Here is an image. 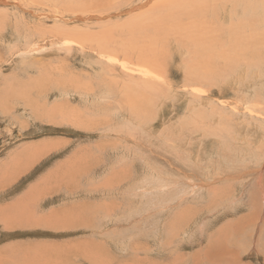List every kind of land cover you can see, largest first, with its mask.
<instances>
[{
    "label": "rangeland",
    "instance_id": "rangeland-1",
    "mask_svg": "<svg viewBox=\"0 0 264 264\" xmlns=\"http://www.w3.org/2000/svg\"><path fill=\"white\" fill-rule=\"evenodd\" d=\"M263 162L264 0H0V264H264Z\"/></svg>",
    "mask_w": 264,
    "mask_h": 264
},
{
    "label": "bare ground",
    "instance_id": "bare-ground-1",
    "mask_svg": "<svg viewBox=\"0 0 264 264\" xmlns=\"http://www.w3.org/2000/svg\"><path fill=\"white\" fill-rule=\"evenodd\" d=\"M256 2V1H255ZM27 42V41H26ZM29 42V41H28ZM102 51V50H101ZM109 51V50H108ZM85 78V77H84ZM79 87V86H78ZM85 90V89H84ZM90 97V96H89ZM176 148V147H175ZM188 152V151H187ZM137 153V152H136ZM169 154V153H168ZM250 154H253L252 152H250ZM173 155V154H172ZM263 157V156H262ZM171 158V157H170ZM173 159V158H172ZM178 159V158H177ZM175 160V159H174ZM173 160V161H174ZM175 161H177V160H175ZM179 161H180V159H179ZM172 163V162H171ZM261 163V162H260ZM259 163V164H260ZM264 163V162H263ZM173 164V163H172ZM175 165V164H174ZM255 165V164H254ZM187 169H188V172H185V171H183L184 173H186V175H188L189 176V181L187 182V186H191V187H193L195 184H194V182L196 181L197 183H200V182H207V184H208V182H214V181H216L217 179L214 177V176H212V174H210V173H205V177L204 176H202V175H199V176H194L193 175V170L190 168V167H186ZM264 168V165H262L261 167H258L257 166V168L255 167V169L251 172V171H249V173L251 174V173H253V172H257L258 170L260 171V170H262ZM169 169V168H168ZM182 169L183 168H180V167H175V171H177V172H181V173H183L182 172ZM195 173V172H194ZM248 173V172H247ZM165 176V175H164ZM179 179V178H178ZM183 179V178H182ZM216 179V180H215ZM221 179V178H220ZM185 180V179H184ZM261 180H262V178H258V181H260L261 182ZM186 181V180H185ZM198 185V184H197ZM263 189V188H262ZM223 195H225V193L223 194ZM178 201L179 200H176V203H178ZM224 203V202H223ZM5 205V204H4ZM11 205V204H10ZM175 205V204H174ZM222 205V204H221ZM167 206V205H166ZM171 208L173 209L174 208V206H173V203L171 204ZM171 209V210H172ZM168 211H169V209H167ZM163 212V211H162ZM163 215H165V214H163ZM20 216V215H19ZM188 218V217H187ZM181 225V224H180ZM187 226H188V224H187ZM165 227V226H164ZM179 227V226H178ZM184 227V226H183ZM164 229V228H163ZM162 229V230H163ZM174 229V228H173ZM175 229H177V228H175ZM179 229V228H178ZM184 229V228H183ZM162 230H161V228H160V226H159V228H158V233L160 234L161 232H162ZM191 230H193V229H191ZM177 231V230H176ZM191 232V231H190ZM163 233V232H162ZM161 233V234H162ZM188 233V232H187ZM187 233H185L186 235H187ZM192 233V232H191ZM160 234V235H161ZM190 235V234H189ZM188 235V236H189ZM158 236V235H157ZM160 239V238H159ZM160 242H161V240H160ZM169 245V244H168ZM167 246V245H166ZM165 246V247H166ZM28 249V248H27ZM209 250V249H208ZM206 253H208V252H206ZM232 254H233V252H232ZM206 255V254H205ZM233 256V255H232ZM231 257V256H230Z\"/></svg>",
    "mask_w": 264,
    "mask_h": 264
}]
</instances>
